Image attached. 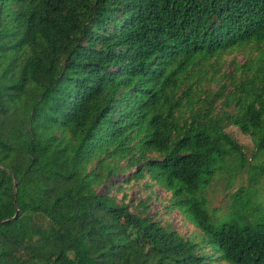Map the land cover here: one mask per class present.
Masks as SVG:
<instances>
[{
	"label": "trees",
	"instance_id": "1",
	"mask_svg": "<svg viewBox=\"0 0 264 264\" xmlns=\"http://www.w3.org/2000/svg\"><path fill=\"white\" fill-rule=\"evenodd\" d=\"M227 127L264 153V0H0V264H264V226L214 230L192 201L244 163ZM130 168L209 251L96 195Z\"/></svg>",
	"mask_w": 264,
	"mask_h": 264
},
{
	"label": "rangeland",
	"instance_id": "2",
	"mask_svg": "<svg viewBox=\"0 0 264 264\" xmlns=\"http://www.w3.org/2000/svg\"><path fill=\"white\" fill-rule=\"evenodd\" d=\"M244 60L239 52L223 55L207 73L216 74V82L227 84L226 77L233 72L234 65H240ZM216 82L201 83V99L206 97L207 92L216 90ZM214 106L218 110L221 107L220 101ZM225 133L240 148L244 163L237 169V163L231 162L229 165L216 162L213 165L219 168L216 176L192 201H203L200 208L207 215L206 224L214 230L227 227L253 230L256 225L264 226V173H255L264 170V153L256 152L251 140L241 135L235 127H227ZM135 170L130 168L114 174L105 184L94 189L96 195H107L117 202L124 198V202L132 206L146 201L147 212L156 221L168 224L180 236L189 238L198 252L209 251L207 236L197 224L189 220L190 215L186 213L183 216L179 211L171 209L169 193L151 185L146 177L138 182L131 181ZM126 180L131 182L126 183Z\"/></svg>",
	"mask_w": 264,
	"mask_h": 264
},
{
	"label": "water",
	"instance_id": "3",
	"mask_svg": "<svg viewBox=\"0 0 264 264\" xmlns=\"http://www.w3.org/2000/svg\"><path fill=\"white\" fill-rule=\"evenodd\" d=\"M17 213L15 212V215L12 217L11 220H15Z\"/></svg>",
	"mask_w": 264,
	"mask_h": 264
}]
</instances>
